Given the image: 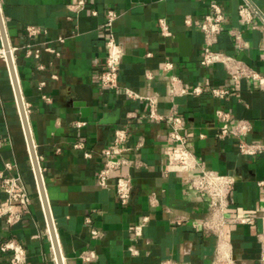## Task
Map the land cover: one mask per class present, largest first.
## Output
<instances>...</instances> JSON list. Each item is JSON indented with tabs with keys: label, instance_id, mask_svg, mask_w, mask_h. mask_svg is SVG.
Returning <instances> with one entry per match:
<instances>
[{
	"label": "crops",
	"instance_id": "0c3cea01",
	"mask_svg": "<svg viewBox=\"0 0 264 264\" xmlns=\"http://www.w3.org/2000/svg\"><path fill=\"white\" fill-rule=\"evenodd\" d=\"M247 1L257 10L252 21L258 27L246 23L239 13ZM78 2L84 8L71 11L70 5ZM213 2L225 15L215 48L236 55L264 74V0H0L12 45H25L29 41L25 26L36 25L48 31L39 40L51 41L61 51L56 56L44 50L40 62L46 67L39 70L36 61L26 59L21 50L16 72L64 264H162L167 258L196 264L214 262L216 237L191 225L207 216V196L192 189L186 173L166 172L168 124L150 119L148 101L128 97L126 88L142 97L156 96L162 115L178 111L186 120L183 132L189 135L192 151L209 168L235 176L229 216L264 211V186L259 185L264 180V152L247 157L239 153L232 138L219 139L215 115L217 108L230 109L252 123L248 139L264 143V90L258 84L231 80L221 64L201 65L205 37L199 23ZM111 9L120 13L113 30L125 54L119 86L103 88L97 73L108 54L110 33L104 23ZM160 18L168 22L171 36L162 35ZM187 19L193 25H188ZM230 29L242 33L245 47L235 43ZM178 34L190 39V54L181 52ZM59 37L65 41L60 42ZM166 62L174 65L169 74L178 76L188 89L195 85L230 86L231 95L224 100L209 91L201 96H172L169 77L163 72ZM147 73L153 77L148 78ZM132 112L135 117L129 116ZM78 122L85 124L79 126ZM119 126L129 129L130 142L144 139L141 150L128 155L144 165L113 172L114 176L125 171L133 175L127 205L121 204L113 186L104 188L96 183L102 149ZM78 142L85 148H75ZM8 162L22 177L31 202L17 224L0 221V243L16 238L25 245L29 264H57L15 86L8 65L0 60V171L6 174ZM152 193L159 199V207L151 206ZM5 198L0 181V204ZM145 214L150 220L135 238L129 227ZM224 234L239 264H262L264 215L252 225H228ZM0 264H9V256L0 254Z\"/></svg>",
	"mask_w": 264,
	"mask_h": 264
},
{
	"label": "built area",
	"instance_id": "2783aa9c",
	"mask_svg": "<svg viewBox=\"0 0 264 264\" xmlns=\"http://www.w3.org/2000/svg\"><path fill=\"white\" fill-rule=\"evenodd\" d=\"M84 8L81 2L70 5V10L80 12ZM256 9L251 3L246 2L239 8L240 15L245 19L246 23L252 24L253 14ZM120 17V13L114 9L108 11V18L104 23V27L109 30V39L107 40L108 54L105 65L97 73V81L103 88H117L119 86L121 75V64L125 54L123 45L117 40L114 33V25ZM225 15L222 7L213 2L211 11L207 13L199 23V28L204 33V47L201 51V65L209 67L213 65H223L231 80L249 84H258L264 90V74L256 67L246 63L236 55L215 48L220 34L223 32V22ZM188 25H193L192 20L187 19ZM159 25L162 35L171 36L168 22L164 18L159 19ZM253 27H258L253 23ZM264 28V20L263 25ZM29 41L21 46H15L10 43V51L16 66V60L19 51H23L26 59L36 61V67L39 70L45 69V65L41 63L42 52L45 50L56 56L61 55V51L53 47L51 41L39 40L40 36L48 34L46 29L36 25H27L24 28ZM230 34L235 43L239 47H245L246 42L240 31L230 29ZM1 37V34H0ZM2 39V37H1ZM60 42H64V37H59ZM0 60L7 65V53L2 44L0 46ZM172 62H166L163 65L164 74L168 75L169 83L172 88V96H180L191 93L194 96H201L209 91L214 97L224 100L231 95L232 88L230 86H203L195 85L188 89L182 80L176 76L169 74L173 69ZM56 77V75H53ZM148 78H152L151 73H147ZM45 85L44 81L40 82V86ZM125 93L132 99L143 98L149 103L148 117L152 120H165L167 126V140L165 147V156L167 158L166 172L182 171L187 174L188 181L192 189L207 196L209 201V211L203 221H194L191 225L194 229L213 234L217 240L216 255L213 264H239L235 254L233 253L230 243L225 238V228L228 225L241 224L252 225L256 220L264 215V211L257 212L254 215H234L229 216L228 211L233 203V192L235 189L236 178L229 173H222L218 170L209 168L206 162L200 159L190 148V139L187 133H184L186 120L178 111L174 110L169 115H162L158 112V98L156 96L142 97L136 91L126 88ZM46 100H50L47 95H43ZM217 119V136L219 139L232 138L234 145L239 153L247 157H257L264 152V143L260 140H250L248 135L252 131V123L249 120L239 118L233 114L228 108H217L215 111ZM130 117H135V113H130ZM85 122H78L81 126ZM204 137V135H202ZM77 149L85 148L83 142L75 145ZM144 146V139L140 137L137 141L130 142L129 129L119 126L115 129L110 144L102 149V166L96 175V183L104 188L113 186L117 198L122 205H127L130 201L133 190V175L130 171L119 172L114 176L113 172L121 171L124 167H138L144 165L141 161L133 162L128 155L137 153ZM86 152V156H90ZM14 164L6 163L8 174L0 171L1 187L6 194V198L0 204V221H6L10 226L20 222L24 213V208L31 202L30 194L23 182L22 177L18 173H14ZM260 186H264V180L259 181ZM150 204L153 207H159L160 202L155 193L150 196ZM150 216L145 214L141 220L129 227V231L138 238L143 233V228L148 224ZM98 234L97 231H93ZM134 253L136 249L132 248ZM0 254L9 256V264H29L28 253L25 245L16 238H11L0 243ZM260 261L264 264V245L262 248ZM162 264H196L186 260H176L174 258L165 259Z\"/></svg>",
	"mask_w": 264,
	"mask_h": 264
},
{
	"label": "water",
	"instance_id": "95a60500",
	"mask_svg": "<svg viewBox=\"0 0 264 264\" xmlns=\"http://www.w3.org/2000/svg\"><path fill=\"white\" fill-rule=\"evenodd\" d=\"M135 1H137V0H135ZM140 1L149 2L150 0H140ZM0 34L2 37L3 46H4L6 53H7L8 67H9L11 77H12V80H13V83L15 86L17 102H18L23 126L25 129V133L27 136L31 160H32L34 171H35L36 179L38 182V187H39L41 199H42V202H43V205L45 208V212L47 215V219H48L49 229L51 232V237H52L53 246H54L55 255H56V261H57V264H64V259H63L62 251L60 248V244H59V240H58V236H57V232H56V227L54 224V220L52 218L50 203H49V199H48L47 192H46V187H45L44 177H43V173H42V169H41V165H40V160H39V156H38V153L36 151V146L34 144V140H33V136H32V131H31L30 123H29L27 108H26L24 97L22 95L21 87L19 84V80H18V76H17V72H16V66H15L11 51H10V41L8 39L7 31L5 28L1 6H0ZM176 39L180 42L181 52L183 54H186V55L190 54L191 49H192V43H191L190 39L185 37L184 34H178Z\"/></svg>",
	"mask_w": 264,
	"mask_h": 264
}]
</instances>
